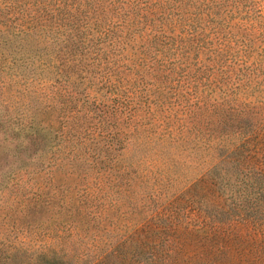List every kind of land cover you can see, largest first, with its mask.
Wrapping results in <instances>:
<instances>
[{
    "label": "trees",
    "instance_id": "obj_1",
    "mask_svg": "<svg viewBox=\"0 0 264 264\" xmlns=\"http://www.w3.org/2000/svg\"><path fill=\"white\" fill-rule=\"evenodd\" d=\"M259 4L0 0V264H182L179 230L232 264L223 226L264 236Z\"/></svg>",
    "mask_w": 264,
    "mask_h": 264
},
{
    "label": "rangeland",
    "instance_id": "obj_2",
    "mask_svg": "<svg viewBox=\"0 0 264 264\" xmlns=\"http://www.w3.org/2000/svg\"><path fill=\"white\" fill-rule=\"evenodd\" d=\"M260 2L259 6L264 8V0H257ZM2 108H0V111ZM2 132L0 131V138ZM207 186H209L207 184ZM207 190H209V187H206V185L198 186L196 189H192V192H188L185 196V198H190L194 194L203 195L205 198L209 200L210 203L214 205H222V199L217 198L214 194L209 193ZM8 196V193H5L4 197L6 198ZM192 200V199H191ZM190 202L187 201V199H179L176 203L173 204V208H181L182 213V219L184 222H188L190 225H194L196 222H201V217L198 216L197 209L195 207L199 206V208L202 207V204H190ZM0 211H5L7 215L9 216V220L11 221V224L15 220L16 213L10 211L9 208L2 207ZM165 213L164 215H168L171 212H162ZM202 215V214H201ZM32 220H28V224L32 225ZM36 222V221H35ZM197 223V224H198ZM29 228V226H26ZM224 227V234H223V246L228 248V251H226L229 261L232 264H264V236L257 233L254 229L251 227H241L238 224H233L232 227ZM22 229H25L21 227ZM160 228L162 227H156L154 226L153 232H160L159 234L160 239H157L158 235H151L149 230L147 232V236H149V241L156 242L157 244H160L161 238L166 239L168 242V249H173L170 244L176 246L174 242L171 241L172 238H174V232L169 231H162ZM10 228L8 227L7 234L10 232ZM39 228H37V231ZM179 233H176L175 235H179V240L182 243L181 249L179 254H177L178 263L182 264H201L204 259H202L201 254L203 253V245L202 243L198 242L201 236H191L190 234L182 233L179 230ZM224 236H225V243H224ZM175 241V239H174ZM171 242V243H170ZM176 242V241H175ZM169 243V244H168ZM221 243H219V246L221 247ZM159 247V245H157ZM166 246V245H164ZM201 257V258H200Z\"/></svg>",
    "mask_w": 264,
    "mask_h": 264
}]
</instances>
